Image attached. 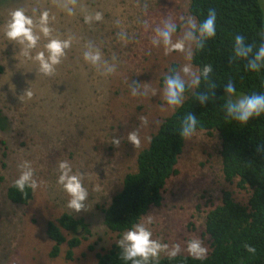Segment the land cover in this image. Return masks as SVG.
<instances>
[{
    "label": "rangeland",
    "instance_id": "obj_1",
    "mask_svg": "<svg viewBox=\"0 0 264 264\" xmlns=\"http://www.w3.org/2000/svg\"><path fill=\"white\" fill-rule=\"evenodd\" d=\"M188 4L189 0H0V114L6 118L0 129V264H95L97 253L118 244L122 233L103 225L101 208L120 189L123 176L136 170V155L147 146L146 138L174 109L166 103L162 87L170 65H177V73L191 87L197 76L190 62L193 41L186 40L183 51L167 53L161 43L153 42L159 39L156 29L169 21L177 25L173 41L184 36L185 21L193 18ZM17 8L34 21L39 37L35 48L4 35L9 13ZM44 10L48 35L40 31ZM95 11L102 12L103 19L85 23L84 16ZM49 38L67 40L70 46L54 71L45 75L35 56L44 51L47 58L44 45ZM88 49L100 51L96 65L84 62L82 54ZM185 65L188 73L182 71ZM132 130L139 132V145L127 139ZM113 138L120 143L114 145ZM219 150L214 131L185 138L177 174L164 186L160 206L139 221L151 217L152 238L169 247L179 244L181 255H189L184 249L192 238L210 250L204 233L206 212L220 203L223 190L241 204L250 195L249 190H239L236 181H224ZM62 160L81 175L87 190L79 211L67 206L69 197L57 183ZM24 161L34 171L37 188L26 204H14L6 198V189ZM63 212L83 218L90 230L70 260L64 257L65 244L59 256L50 258L52 242L45 235L47 222ZM164 256L166 252L159 258Z\"/></svg>",
    "mask_w": 264,
    "mask_h": 264
},
{
    "label": "trees",
    "instance_id": "obj_2",
    "mask_svg": "<svg viewBox=\"0 0 264 264\" xmlns=\"http://www.w3.org/2000/svg\"><path fill=\"white\" fill-rule=\"evenodd\" d=\"M209 9H215L217 14L216 36L200 48L194 42L190 59L200 78L199 86L185 83L182 104L160 121L147 146L137 153L136 170L123 176L120 189L101 208L102 222L110 232L121 234L152 207L160 206L164 186L177 174L176 164L185 143L178 128L186 113L198 119L195 132L217 133L224 181H236V187L249 190L250 195L246 204H241L230 191L223 190L220 203L206 212L204 233L209 238L210 250L205 259L178 254L172 260L161 257L153 264H264V115L242 125L226 118L222 111L228 82L238 93L264 92V67L258 72L247 68L259 45L264 44L261 35L264 3L263 0H189L188 12L198 22L206 18ZM236 33L243 34L246 44L253 47L247 58H237L233 53L232 38ZM205 64L212 67L206 76L201 75ZM173 73H177L176 64H171L167 71V75ZM200 97H206L203 103ZM5 126L6 118L0 114V129L4 130ZM25 192L27 195H22L12 183L6 189V198L14 204H26L32 189L26 188ZM63 232L70 237L66 238ZM89 234L83 218L61 213L45 227V235L52 242L49 257L59 256L65 244L64 257L72 259L74 250ZM246 245L254 247L255 253H249ZM121 251L114 244L96 254L95 264H126Z\"/></svg>",
    "mask_w": 264,
    "mask_h": 264
},
{
    "label": "clouds",
    "instance_id": "obj_3",
    "mask_svg": "<svg viewBox=\"0 0 264 264\" xmlns=\"http://www.w3.org/2000/svg\"><path fill=\"white\" fill-rule=\"evenodd\" d=\"M68 14L72 13L71 8H67ZM103 13L95 11L89 15L84 16V22L90 23L92 21H101ZM216 20L217 14L215 9H209L202 21L198 22L196 19L189 17L185 23L187 30L181 39L173 41V34L177 31V25L173 22H165L163 27L156 29V36L158 41L154 43H161L164 46L165 52L183 51L185 41H193L196 47L200 48L204 42L216 36ZM40 31L48 35L50 29L48 27V12L44 10L39 17ZM4 35L10 40H18L22 44H26L27 48H35L39 37L34 33V21L23 8H17L9 13L8 20L4 25ZM264 37V32L261 33ZM70 46L67 40L58 38H49L44 45L47 52L39 51L36 53L35 59L39 62V70L48 75L54 71V66L60 63L61 58L65 55V49ZM233 53L237 58H247L253 51L250 44H246L245 36L236 33L232 38ZM85 63L96 65L101 61V53L99 50L88 49L82 54ZM261 67H264V44H260L257 48L253 59H251L247 68L252 72H258ZM110 70V69H109ZM184 73L190 71V67L185 65L182 68ZM212 71L210 64H205L202 67L201 75L206 76ZM200 78L195 76L192 80L194 86H199ZM164 89V98L166 103L177 108L183 102V95L185 92V82L178 73L166 75L162 81ZM225 92L229 97L236 94L235 98L226 99L222 105V111L226 118L238 122L239 124H247L253 118H259L264 115V92L252 93H236L235 86L228 82L225 87ZM30 95V93H29ZM132 95H135L133 90ZM206 97H200V102L203 103ZM143 119V118H141ZM198 125L197 117L192 113H186L179 123L178 134L180 137L188 138L193 135ZM127 139L133 145H139L140 137L137 130L129 131ZM150 141V137L146 138ZM112 143L118 145L120 143L118 138H113ZM264 147V146H262ZM57 183L67 193L69 199L67 206L76 211L83 207V201L87 197V190L84 187L81 175L74 172L70 163L66 160L58 162ZM20 169L19 176L14 180V188L22 195H27L26 188L36 189L37 181L34 178V171L29 162L24 161L18 165ZM152 224L151 217H148L144 222L132 224L126 231L121 234V239L118 245L122 251L120 253L121 259L128 264H153L158 261L162 252H166L169 260L174 259L181 252L179 244L169 245L162 243L152 238V231L150 225ZM246 250L249 253H255L256 249L250 245H246ZM193 259L203 260L207 254L201 240L192 238L186 241L184 249Z\"/></svg>",
    "mask_w": 264,
    "mask_h": 264
}]
</instances>
